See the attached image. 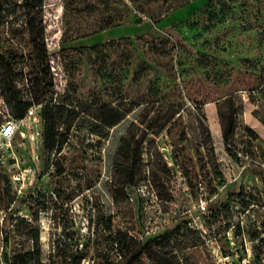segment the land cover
Listing matches in <instances>:
<instances>
[{
    "label": "rangeland",
    "instance_id": "obj_1",
    "mask_svg": "<svg viewBox=\"0 0 264 264\" xmlns=\"http://www.w3.org/2000/svg\"><path fill=\"white\" fill-rule=\"evenodd\" d=\"M0 108V264H264V0H0Z\"/></svg>",
    "mask_w": 264,
    "mask_h": 264
},
{
    "label": "trees",
    "instance_id": "obj_2",
    "mask_svg": "<svg viewBox=\"0 0 264 264\" xmlns=\"http://www.w3.org/2000/svg\"><path fill=\"white\" fill-rule=\"evenodd\" d=\"M42 1L43 0H39L40 3ZM187 4L188 2L182 6L177 7L175 10H178L181 7L186 6ZM2 52L5 57H9L12 55L19 56L18 50L14 48L4 47L2 49ZM38 54L39 52L35 50L32 53H30V57L35 59ZM63 127H64L63 129L64 132L65 131L68 132L70 129L65 119L60 120L57 125L53 124V127L49 129V132L53 135L52 136L49 135V139L47 143L48 151L52 152L56 150L57 153L62 152L65 141L60 140V137L61 135L62 136L64 135V132H62V134H59L58 131ZM229 131H230L229 128L225 130L226 136L228 135ZM64 171L65 170L61 168L58 172L59 174H62L64 173ZM4 241H5V247H8L9 245L8 234L5 235ZM76 245H77L76 250H70L67 246H63L62 244L59 245L60 254L50 256L51 264H82V261L84 259L82 255L83 249H81V252L80 251L78 252L79 244L77 243ZM146 246L147 244H145L144 242H139L134 248L131 246H127L126 248L121 249L122 263L132 264L133 262H136L145 253L147 249ZM4 260H5V264H40L33 254L24 253V252L16 253L15 256H9L8 254H5Z\"/></svg>",
    "mask_w": 264,
    "mask_h": 264
},
{
    "label": "built area",
    "instance_id": "obj_3",
    "mask_svg": "<svg viewBox=\"0 0 264 264\" xmlns=\"http://www.w3.org/2000/svg\"><path fill=\"white\" fill-rule=\"evenodd\" d=\"M12 113L14 111L10 110ZM5 111L0 108V114H4ZM19 129L17 121H6L0 125V147H11L15 133Z\"/></svg>",
    "mask_w": 264,
    "mask_h": 264
}]
</instances>
